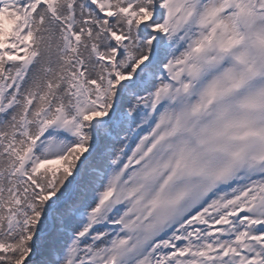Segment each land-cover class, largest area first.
<instances>
[{"label": "snow or ice", "instance_id": "1", "mask_svg": "<svg viewBox=\"0 0 264 264\" xmlns=\"http://www.w3.org/2000/svg\"><path fill=\"white\" fill-rule=\"evenodd\" d=\"M0 264H264V0H0Z\"/></svg>", "mask_w": 264, "mask_h": 264}]
</instances>
